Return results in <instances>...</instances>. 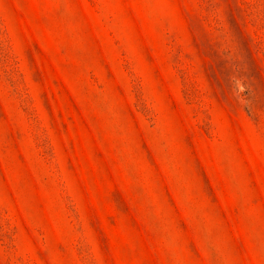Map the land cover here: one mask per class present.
Masks as SVG:
<instances>
[{
  "label": "rangeland",
  "instance_id": "1",
  "mask_svg": "<svg viewBox=\"0 0 264 264\" xmlns=\"http://www.w3.org/2000/svg\"><path fill=\"white\" fill-rule=\"evenodd\" d=\"M0 264H264V0H0Z\"/></svg>",
  "mask_w": 264,
  "mask_h": 264
}]
</instances>
